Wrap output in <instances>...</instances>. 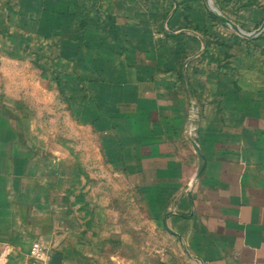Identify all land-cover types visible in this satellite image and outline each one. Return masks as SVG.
<instances>
[{"label": "crops", "instance_id": "crops-1", "mask_svg": "<svg viewBox=\"0 0 264 264\" xmlns=\"http://www.w3.org/2000/svg\"><path fill=\"white\" fill-rule=\"evenodd\" d=\"M214 8L248 30L264 22V0H0V77L29 74L4 60L35 44L52 65L32 71L54 76L40 90L173 187L165 221L194 264H264V30L238 34ZM36 122L0 97L5 264H28L32 241L60 242Z\"/></svg>", "mask_w": 264, "mask_h": 264}, {"label": "rangeland", "instance_id": "rangeland-1", "mask_svg": "<svg viewBox=\"0 0 264 264\" xmlns=\"http://www.w3.org/2000/svg\"><path fill=\"white\" fill-rule=\"evenodd\" d=\"M12 50L19 57L5 59L4 66L29 69V74L1 75L0 97L37 118L38 163L61 236L55 246L46 243L50 235L44 240L48 264L54 254L62 255L61 264H194L165 221L175 202L173 187L152 183V171L133 170L132 156L123 151L126 142L104 137L98 123L86 125L83 113L77 108L78 115L73 114L61 93L40 90L54 76L32 71L52 65L40 58L35 44H14ZM9 77L12 95L5 91Z\"/></svg>", "mask_w": 264, "mask_h": 264}, {"label": "built area", "instance_id": "built-area-1", "mask_svg": "<svg viewBox=\"0 0 264 264\" xmlns=\"http://www.w3.org/2000/svg\"><path fill=\"white\" fill-rule=\"evenodd\" d=\"M11 252L10 247H4L0 251V264H5L8 254ZM29 264H44L47 259L45 246L39 241H32L29 250ZM48 264V262H47Z\"/></svg>", "mask_w": 264, "mask_h": 264}, {"label": "water", "instance_id": "water-1", "mask_svg": "<svg viewBox=\"0 0 264 264\" xmlns=\"http://www.w3.org/2000/svg\"><path fill=\"white\" fill-rule=\"evenodd\" d=\"M206 1H208L209 3L212 2V0H206ZM213 10L215 12L216 17L220 21L228 24L235 32H237L238 34H241L243 36L253 37V36L258 35L260 32H262L264 30V22H263L261 24V26L259 28H257L254 32H246L241 27H239L237 24L233 23L227 17H225L224 15H222L216 8H214ZM197 150H198V148H197ZM202 168H203V166H202ZM61 262H62V255H60V254H54L51 257L49 264H61Z\"/></svg>", "mask_w": 264, "mask_h": 264}, {"label": "trees", "instance_id": "trees-1", "mask_svg": "<svg viewBox=\"0 0 264 264\" xmlns=\"http://www.w3.org/2000/svg\"><path fill=\"white\" fill-rule=\"evenodd\" d=\"M214 15V13H212Z\"/></svg>", "mask_w": 264, "mask_h": 264}]
</instances>
